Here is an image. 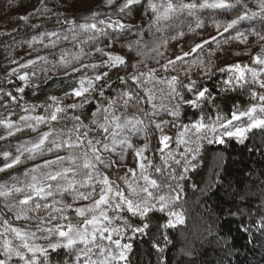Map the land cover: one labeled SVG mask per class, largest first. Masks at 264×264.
I'll use <instances>...</instances> for the list:
<instances>
[{"label": "rangeland", "instance_id": "rangeland-1", "mask_svg": "<svg viewBox=\"0 0 264 264\" xmlns=\"http://www.w3.org/2000/svg\"><path fill=\"white\" fill-rule=\"evenodd\" d=\"M117 1L113 0L112 3ZM208 1L210 3V0ZM102 2L108 3V0H77L74 10L96 7ZM226 2L231 7H214L212 8L213 16L209 15L211 11L207 10L206 6L199 7L198 11L191 9L192 7L174 10L181 16L177 19L179 27L192 22L191 19H186L188 15H192L198 20H204L205 25L196 32L192 31V34H184L181 42L179 41L180 44L169 43L173 41L176 32H181V28L176 30L174 23H170L171 26L165 28L164 35L160 38L169 42H164L167 45L166 50L157 49L155 44L148 47V50L152 48V53L160 51L161 60L156 62L161 70L159 68L149 76L136 75L135 71L144 70V68L136 70L134 67L136 65L131 62L121 70H112L113 76L123 77L131 73L137 78L134 82L141 94L148 100L145 111L141 112V118L149 115L148 120H151L152 123H145L144 126H141L139 123L121 116L122 118L118 120L122 126V130L119 131L121 133H114L115 136L108 137L106 135L110 132V127L104 117L108 116L109 119L110 115L109 112L103 111L106 107L101 104L96 103V108L87 113L86 106H83L84 102L80 99L81 96L77 97L73 94L49 100L40 106H31L16 97L18 91L15 89H7L4 90V93H0V168H4L3 171H0V192L6 193L0 195V233H3L0 235V256L1 259L6 260V264H25L24 260L14 254L11 259H8L4 254L3 242L5 239L11 240L14 246L20 244L14 233L10 230L5 231L6 229L17 228L29 234L36 233V239H30L29 242L44 247L46 250L52 249L49 244L66 243V240H62L58 236L57 229L66 231L69 224L78 226L81 230L87 228L91 233L93 226L85 225L82 222L85 218L91 219L93 214L99 216V210L93 213L88 212L87 209L93 206L94 201L99 198L101 190L105 187L104 178L108 179L113 189L110 194L112 197L111 207L102 206L109 220L101 218L100 224L97 225V227L109 228V232L103 234L104 237L111 235V238H120L124 236V219L121 213L127 210V204L115 195L117 191L122 192L124 197L132 200L134 204H139L141 208L145 207L146 202L151 209L149 212L160 211L161 205H166L165 210L160 212L166 215L167 223L171 220L173 225L180 224L172 215V213L179 214L183 220V215L176 206L180 181L185 172L196 167L201 149L219 139H233L241 142L237 137L224 135L225 128L220 125L222 123L227 125L228 121L232 120L234 113L238 115L241 112H247L252 107L257 109L254 113L256 118H264V112L260 111V108L264 107V100L260 99L261 96H264V88L260 87V84L264 82V66L253 63V58L261 56V53L264 52V40L260 39L261 36H264V10L261 8V0H226ZM194 5L196 6L197 2ZM130 12L136 13L133 18H139L142 15L140 8L136 7L129 9L123 18L117 19L128 29L132 26L126 17ZM164 13L165 8L159 9L156 15L151 17L150 23L155 22L157 15L161 16ZM245 14H247L246 18L239 20L234 27L228 31L223 30V27L232 20ZM206 22L210 24L206 25ZM221 22H223L222 27ZM51 26L49 34L45 35L44 39H20L15 42V46L18 48V53L15 52L18 56L16 59L18 63L21 61L22 63L16 65L19 67L13 75H27V79L24 81L28 83L40 81L49 75L63 73L76 66L78 62L91 59L94 55L100 56L98 52L94 51L98 46V41H100V44L98 43L100 48L104 46V42L100 40L105 36L103 25H96V29L87 28L85 30L81 28L77 30L78 26L71 28ZM198 44L202 47L196 48ZM168 45L169 48H167ZM117 48L114 45L113 51ZM0 53H3V49H0ZM39 56L40 59L37 58ZM177 57H181V59H177ZM31 59L34 60L28 62ZM169 60L174 63H168ZM15 63V60L11 61V58L7 57L3 59L0 68L7 72L15 66L13 65ZM232 65L253 69L258 73V76L253 78L251 72H246L245 80L238 81L237 74L227 70ZM218 70L225 72L229 84L255 86L257 101L249 106H235L229 119L217 114L204 120V124L216 127V133L207 130L197 132L193 125L200 121L191 124L180 122L177 117V105L187 103L191 99L189 94L197 96L200 92L195 88L194 82L197 78ZM173 77L176 78L174 84L170 83ZM182 78L185 79L181 81ZM190 86L191 91L189 90ZM115 104L118 106L117 111H121L120 103ZM71 105H76V107L72 108ZM57 108H61L63 111L56 112L57 119L52 120L51 116ZM93 113L96 115L94 116ZM77 116L80 117L79 120L76 119ZM21 117L28 119H21ZM36 117H43L44 120L37 121ZM93 120L97 123L94 124ZM126 121L132 123H129L128 126ZM248 123H250L248 117L243 116L239 120H232L227 130L244 127ZM8 124H11L12 127H7ZM100 124L108 126L109 131L103 132L99 128ZM251 131L246 133V138ZM44 133H50L47 141L39 149H34V145L39 143ZM181 133H184V143L180 142ZM165 135L170 137L167 148H164V145L160 143L161 137ZM113 139L116 141L115 145H113ZM89 140L96 148L95 155L101 157L100 161L94 159L92 148L87 143ZM104 142H108L110 150H104ZM69 143L79 146L69 147ZM57 144L61 146L57 148ZM128 144H131L132 147L129 148ZM113 148L114 150H112ZM138 150H143L140 157L136 155ZM5 152L10 154L7 159L3 155ZM16 157H19L20 162L11 168H5V165L12 163ZM58 157L65 159L58 160ZM69 157H72L75 163ZM85 159L91 160L93 167L84 168ZM47 161H56V163L48 164ZM140 162L145 164L144 170L139 168ZM157 168L160 171H157ZM65 169L71 170L66 172ZM143 175L155 180L157 186L152 187L142 178ZM52 176L56 178L51 179ZM32 185H35L36 188H43V192L37 195ZM145 188H147V192L143 191ZM132 189H135V192ZM82 194L89 196V199H82ZM161 196L165 198L164 201H160L159 197ZM25 199L28 200L26 204L22 203ZM117 204L120 205L119 208L116 207ZM78 208L86 210L85 217L77 214L76 209ZM136 214L140 216L139 212ZM64 219L67 222L62 223L61 221ZM47 229L53 231L48 232ZM114 229L118 231H114ZM96 236L94 244L77 243L70 248L58 247L56 249L64 248L74 258H78L92 252L94 248L97 249L100 244L110 245L109 242L101 240L110 241L107 238H102L100 233H97ZM45 237L50 238L45 239ZM113 241L115 240L113 239ZM89 248H91L90 252ZM20 251L26 258H31V254L27 250L20 249ZM121 251L124 252V249H117L116 258L118 260H120ZM97 253L100 254L99 250ZM92 254L96 253L92 252ZM36 259L38 260L37 264H50L45 261L41 263L44 256L39 253Z\"/></svg>", "mask_w": 264, "mask_h": 264}, {"label": "trees", "instance_id": "trees-1", "mask_svg": "<svg viewBox=\"0 0 264 264\" xmlns=\"http://www.w3.org/2000/svg\"><path fill=\"white\" fill-rule=\"evenodd\" d=\"M76 2L77 0H0V49H3V53H0V67L4 58L9 57L11 61H16L13 64L15 68L7 72L0 68V93L15 89L18 91L16 97L21 102L40 106L53 98L59 99L73 94L80 87L81 80L85 81L86 86L90 80L93 87L80 99L84 102L87 113L96 108V103L108 109L110 132L106 136L121 133L119 131L122 128H117L116 124L122 117L134 122L140 121L141 126L152 123L148 120L149 115L141 118V112L145 111L148 100L131 79L134 76L131 73L123 77L113 76L112 70H121L131 62L136 65V70L144 68L135 71L136 75L149 76L153 71H158L160 67L156 61L161 60L160 51L152 53V48L148 50V47L155 44L157 49L166 50L167 45L164 42H169L161 40L160 37L164 35L165 28L171 26L170 23H174L176 30L181 28V32H176L169 44H180L184 34H192V31L196 32L205 25L204 20L188 15L186 19H191L192 22L179 27L177 19L181 16L174 10L188 7L191 3L194 5L196 2L197 5L191 9L197 10L205 3L213 2L139 0V3L123 8L126 0H118L111 4L102 2L96 7L74 10ZM152 3L157 5V11L161 8L166 10L171 3L172 10L167 12V18L165 13L157 15L159 19L150 23L151 17L157 13L151 10ZM133 7L140 8L142 15L133 18L136 13L130 12L126 17L132 26L128 29L123 24L121 29L117 26V19L123 18ZM205 8L211 11L209 15H214V7ZM198 23L200 27H197ZM92 24L103 25L105 28V36H99L104 46L100 48L98 41L94 51L100 56L94 55L63 73L49 75L40 81L28 83L20 79L27 75H13L19 67L16 65L22 63L21 60L18 63L16 59L17 40L44 39L49 34L51 25L64 28L78 26L77 30H85L92 29L88 27ZM109 24L112 26L109 27ZM209 24L206 22V25ZM220 24L222 27L223 22ZM114 45L118 47L115 51ZM169 47L168 45L167 48ZM99 48L103 50L97 51ZM107 54L120 55L125 63L117 66L118 68L112 67ZM263 55L264 52L261 53L262 57ZM97 76L101 79L97 80ZM226 78L225 72L219 70L197 78L194 82L195 88L206 90L205 97L198 99L197 96L189 94L191 99L187 103H179V121L191 124L217 114L229 119L235 106L256 103L255 86L229 84ZM124 93H130L132 98L128 99ZM125 100H128L126 105ZM117 102L120 103L119 112L116 109ZM117 117L118 120L115 119ZM198 159L196 167L185 172L180 181L176 206L183 215V223L167 227V217L163 212L151 211L142 217L125 210L121 213L124 219V236L111 238L110 241L101 240L109 242L110 245H114L113 239L119 240L121 245H130L129 249H124L126 259L116 258L119 249L116 245L100 244L92 251L96 254L90 252L78 258H74L64 248L47 249L41 263L101 264L102 261H107V264H264V128L252 130L243 142L233 139H224L223 143L212 141L201 149ZM61 222L65 223L67 220Z\"/></svg>", "mask_w": 264, "mask_h": 264}, {"label": "snow or ice", "instance_id": "snow-or-ice-1", "mask_svg": "<svg viewBox=\"0 0 264 264\" xmlns=\"http://www.w3.org/2000/svg\"><path fill=\"white\" fill-rule=\"evenodd\" d=\"M113 0H108V3H112ZM139 3V0H126L125 4L123 5V8H127L130 5ZM202 6H208V7H215V8H225V7H231V5H229L226 0H213L212 4H206V5H202ZM188 7H195V5H189ZM123 8H121V11H123ZM150 8L153 12L157 11V5L155 3L150 4ZM261 8L262 10H264V0H261ZM172 10V5L171 3H169L168 8L165 10V18H167V12ZM245 14L244 16H240L235 20H232L230 23H228L224 30L228 31V29L234 27L239 20L246 18ZM253 15H255V13H253ZM157 19H159V17H157ZM101 23H103V21H101ZM117 26L120 28H123L124 25L120 24L119 22H116ZM112 25L109 24V27H111ZM88 27H91L92 29H96V25L92 24ZM197 27H200V24H197ZM181 35H183V33H181ZM261 40H264V36L260 37ZM202 47V45H196V48H200ZM195 50V49H193ZM97 51H101V49H97ZM109 56V61L112 67H117L119 65H122L125 63V60L122 56L120 55H112V54H107ZM185 55H188V53H185ZM177 59H181V57H177ZM169 63H174L173 61H169ZM253 63L257 64V65H261L264 66V58H262L261 56H256L253 58ZM93 67H95L93 65ZM223 70V69H222ZM228 71H234L237 75H236V79L238 81H243L245 80V76H246V72H251V75L253 78L258 76V73L253 70V69H247L241 65H232L229 67V69H227ZM106 75V73H105ZM21 80H25L27 79L26 76H21L20 77ZM97 80L101 79L100 76L96 77ZM132 79L135 81L137 78L136 77H132ZM176 78L173 77L172 81L170 83H175ZM230 82V81H229ZM93 87L92 85V81H87V86L85 84L84 80L80 81V87L78 89H75L73 92V95L80 97V96H84L86 93H88L90 91V89ZM260 87L264 88V82H262L260 84ZM19 91H23V89H18ZM189 90L191 91V86L189 87ZM205 91H200L198 92L197 96L198 99H203L205 97ZM124 96L128 97V99H131V94L130 93H124ZM55 99V98H53ZM261 100H264V96L260 97ZM128 100H125V105L127 104ZM192 103H195L194 101ZM70 107L75 108L76 105H71ZM63 111V109L61 108H57L55 110V112L52 114L51 119L52 120H56L57 116H56V112H61ZM104 112H108V109L105 108L103 109ZM257 111V109L255 107L250 108L247 112H241L238 115L237 114H233L232 116V120H239L241 117L243 116H247L250 123H248L246 126L244 127H236L234 130H227L228 126L231 125L232 120L228 121V124H221L220 127L225 128V133L224 135H227L229 137H237L238 139H240L241 142H243V140L246 138V133H248L249 131H251L252 129L255 128H264V118H256L254 116V113ZM261 112H264V107L260 108ZM175 114V113H174ZM93 115L95 116L96 114L93 113ZM21 119H28L27 117H21ZM37 121L42 122L44 120L43 117H36L35 118ZM77 120L80 119V117H76ZM115 119H119L118 117ZM220 119V118H218ZM104 120L107 121L108 120V116L104 117ZM93 123H97L95 120H93ZM127 123H132L131 121H127ZM136 123H141L140 121H136ZM126 126V125H125ZM7 127L11 128L12 125L8 124ZM117 128L122 127L119 123L116 124ZM157 127H159L157 125ZM99 128L103 130V132L107 133L109 131L108 127L105 124H100ZM193 128L196 129L197 132H201L203 130H207L208 132L211 133H216L217 129L215 126H211V125H206L203 123V121L198 122L197 124L193 125ZM35 130V129H33ZM11 134V133H9ZM50 133H44L39 141L38 144L34 145V149H39L44 143L45 141H47L48 137H49ZM84 135H87V133H84ZM183 135L184 133H181V143H184L185 141L183 140ZM113 136H115V134H113ZM170 140V137L168 136H162L160 139V143L164 145V148H167L168 145V141ZM211 142V141H209ZM218 142L223 143L222 139H219ZM53 143H55V141H53ZM88 145L92 148V152H93V156L94 159L97 161L101 160V157L99 155H95L96 153V148L93 146V142L91 140L87 141ZM97 143H100V141H97ZM116 144L115 139H113V145ZM61 145L57 144L56 147L59 148ZM69 147H77L79 146L78 144L75 143H69L68 144ZM128 147L131 148L132 145L128 144ZM103 148L104 150L108 151L109 146L108 144H103ZM114 150V148L112 149ZM163 150V149H162ZM31 151V150H30ZM142 152L143 150H138L136 152V155L138 157L142 156ZM5 159H7L9 157V153L5 152L4 154ZM58 160H63L65 159L64 157H58ZM69 159H71L73 161V163H75V160L72 157H69ZM20 162L19 157H16L12 163L6 164L5 168H11L14 164H18ZM46 163L48 164H52V163H56V161H47ZM177 163H179L177 161ZM84 168H91L93 167L92 161L91 160H87L85 159L84 164H83ZM139 168L141 170L145 169V164L143 162L139 163ZM4 168H0V171H3ZM71 169H65V171H70ZM157 171H160V169H156ZM57 175H60V173H57ZM51 179H55V176L50 177ZM147 183H149L152 187H156V181L155 180H151L149 179V177L147 175H143L142 177ZM35 179V178H33ZM103 183L105 185V187L101 190L100 194H99V198L96 199L94 201V205L89 207L87 209L88 212H95L96 210H99V216L93 214L91 219L85 218L83 220V224L85 225H92L93 226V230L91 233L88 232L87 228H84L83 230H81L78 226H73L71 224L68 225L67 230H63V229H57V234L58 236L62 239V240H66V243H53V244H49V247H51L52 249H56L58 247H67L70 248L74 245H76L77 243H84L85 245H88L89 243H95L96 241V234L100 233L102 238H107L109 240H111V235L104 237L103 234L109 232V228L107 227H97V225L100 224L101 218H103V220H109V217L106 215L105 211L103 210L102 206H108L111 207L110 204V200L112 199V197L110 196V194L113 192V189L108 181L107 178H104ZM32 187L34 188V190L36 191V194L39 195L40 193L43 192V188H36L35 185H32ZM129 187L131 188V185H129ZM17 191H20V189H17ZM133 192H135V189H132ZM143 191L147 192V188L143 189ZM6 193L4 192H0V195H5ZM116 196L120 197V199L127 204V210L129 212H132L134 215L139 212L140 216H146L147 213L151 210L148 206L147 203L145 202V207L141 208L139 204H134V202L132 200H129L127 198L124 197L122 192L117 191L115 193ZM149 195L151 196V193H149ZM82 199H89V196H85V195H81ZM160 201H164V197L161 196L159 197ZM28 200L25 199L24 201H22V203H27ZM117 208L120 207L119 204L116 205ZM167 206L162 204L160 207V211H164L165 208ZM85 209L83 208H78L76 209V212L79 216L81 217H85ZM173 216L176 217V222L177 223H183L182 217L179 214L176 213H172ZM19 218V217H18ZM110 222V221H109ZM7 223V222H5ZM167 227H172L174 226L172 221L170 220L168 222V224L166 225ZM145 227H147V225H145ZM11 231L12 233H14L15 237L17 240L20 241V244L14 246L11 240L5 239L3 242V248H4V254L7 255L8 259H11L12 255L14 254L15 256L19 257V259L24 260L25 264H37V254L39 253L42 256H46V249L44 247H41L39 245L30 243L29 240L30 239H36V233H26L21 231L20 229L17 228H10V229H6L5 231ZM138 231H143V229H137ZM48 232H52V229H47ZM114 231H118L115 230ZM0 235H3V233H0ZM50 237H45V239H49ZM113 243L118 247H122L123 249H129L130 245H121L119 240L113 241ZM98 246V245H97ZM20 249H25L27 250L28 253L31 254V258H26L22 252L20 251ZM88 251H91V248L88 249ZM120 259L124 260L126 259L125 253L123 251H121L120 253ZM0 264H6V260L4 259H0ZM101 264H107V261H102Z\"/></svg>", "mask_w": 264, "mask_h": 264}]
</instances>
